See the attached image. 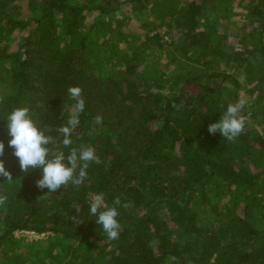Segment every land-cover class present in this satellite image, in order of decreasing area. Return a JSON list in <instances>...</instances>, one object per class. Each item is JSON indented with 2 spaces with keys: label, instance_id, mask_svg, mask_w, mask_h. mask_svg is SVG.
Listing matches in <instances>:
<instances>
[{
  "label": "trees",
  "instance_id": "obj_1",
  "mask_svg": "<svg viewBox=\"0 0 264 264\" xmlns=\"http://www.w3.org/2000/svg\"><path fill=\"white\" fill-rule=\"evenodd\" d=\"M37 1L46 9L22 19L18 0H0V81L9 84V91L0 93L5 144L0 159L13 176L11 182L0 178V194L7 197L0 207V248L17 241L16 231H51L65 249L72 242L83 246L84 264H264V196H258L264 139L245 129L228 141L207 130L227 109L223 94L235 101L236 69L244 63L248 82L260 83L250 94L258 104L264 99V0H247L251 34L240 40L249 44L232 52L220 45V21L210 17L219 10L226 20L232 0H190L184 6L181 0ZM35 2L29 0L31 9ZM123 6L150 14L139 26L144 37L136 31L126 53L118 45L128 39L122 26L130 17L114 22L113 37L107 21ZM91 12L95 19L86 23ZM162 28L178 34L169 45L179 56H172L168 70L159 61L166 43ZM16 39L19 48L9 51L7 43ZM154 48L156 57L146 60ZM229 59L235 62L231 72ZM4 60H11L9 68ZM107 62L117 67L114 75H107ZM144 82L150 88L141 87ZM229 84L233 87L226 89ZM74 86L82 89L85 109L72 147H94L100 162L89 164L79 188L68 184L48 193L36 187L41 169L20 170L8 147L5 119L14 108L28 107L37 124L57 136L56 128L70 115L68 88ZM97 115L101 125L93 124ZM99 193L109 207L116 206V198L130 205L117 206L122 226L117 240H109L88 214L89 195ZM73 204L81 206L79 214ZM138 209L144 214L133 223ZM161 209L168 219L160 218ZM201 212L208 213L207 225ZM149 239L156 240L154 247ZM99 241L110 243V251ZM8 255L3 264L28 262L12 249Z\"/></svg>",
  "mask_w": 264,
  "mask_h": 264
},
{
  "label": "rangeland",
  "instance_id": "obj_2",
  "mask_svg": "<svg viewBox=\"0 0 264 264\" xmlns=\"http://www.w3.org/2000/svg\"><path fill=\"white\" fill-rule=\"evenodd\" d=\"M35 6L31 9L29 7V0H18V4L20 6V18L22 19H33L37 18L39 15H41L42 11L46 9V6L43 5L42 2L34 0ZM80 1V0H75ZM190 0H181V5H186L189 3ZM251 2H248L247 0H232L229 4V16L226 18V20H221V12L219 10H215L211 14V19L213 21H217L219 23L218 29L219 34L221 35L220 38V45L224 48L227 52H232L235 50H242L246 49L249 42L245 40H240L242 36H244L246 33L247 35L251 34L250 32V24H249V5H251ZM264 6V2L262 3ZM258 6H261V3L258 4ZM87 20L86 23H90L93 19H95V12H91L87 14ZM115 18H109L107 21L110 23L111 27L108 28L109 35L113 37L112 29L115 28L114 22L117 19H120L123 15L127 16L130 19H124L123 23V35H125L127 38L125 40H121L119 42V47L126 53L128 48V41L130 38L133 37L134 33L136 31H139L141 35L143 36L142 31L140 30L139 26L146 22L149 17V11L143 10L140 12H131L128 6H123L118 11L114 13ZM204 25V22L201 23V27ZM156 32V30H152L149 32V35H152ZM159 32L163 34L164 40L166 41L163 49L162 54L160 55L159 61L160 66L162 69H170L173 67L175 61L173 59V55L179 56L177 50H174L173 53L171 50V46L169 45L170 41L177 38L178 34L176 33V29H171L169 33H166V29L162 28L159 29ZM95 35V38L100 39L101 34L93 33ZM20 35H17V38ZM144 37V36H143ZM142 37V38H143ZM116 39V37H114ZM141 38V39H142ZM110 39V38H109ZM111 41V40H110ZM250 41V40H249ZM177 44L178 41H177ZM7 48L9 51H15L19 48L17 39L7 43ZM157 49L154 48L152 52H148L145 55L146 60H152L156 56ZM103 55L107 56V53L103 50ZM233 59H229L228 61V71L231 72L235 68ZM2 64L9 68L11 66V60H4L2 61ZM226 64L224 63L223 66ZM219 66H215V68H218ZM142 67H138V77L139 79H142V75L140 74ZM248 68V64L244 63L243 66L238 67L236 69L235 77L237 81L239 82V87L236 86L235 88V101L230 97H227L223 94L221 97L223 100L228 101V103H235L241 98H246L248 103L245 106V109L241 113L246 119L245 129L255 133L257 135H261L264 139V99H262L259 104L257 103L256 99L253 95L250 94V92H255L260 83L254 82H248L247 77L249 74L245 72V69ZM117 67L112 62H107L106 64V72L107 75H114L116 72ZM141 87L147 88L149 87L147 83L144 82V84H141ZM233 87L232 84L227 85L225 88L230 89ZM150 88V87H149ZM165 90V88H164ZM9 91V84L4 81H0V93H5ZM168 93V90L166 91ZM227 97V99H226ZM249 163L250 160H248ZM258 187L260 189L258 196H264V169L261 171L259 180H258ZM225 201V200H224ZM144 214L143 209H138L132 216L131 220L133 223L137 222L141 219L142 215ZM258 211L257 209H254V212L252 213L253 216H257ZM165 216V211L161 209L160 211V218L165 219L167 217ZM168 219V218H167ZM200 221H205L206 225L209 223L210 219L208 216V213H202L200 214ZM261 221H264V216L261 218ZM260 225V221H259ZM261 227H264V225H261ZM145 236L148 237V231L146 230ZM14 237L17 239L16 242H11L8 244H5L0 248V264H3V261L6 260V257H8V254H11V249L14 250L16 253H18L20 256L23 257V259H28L27 264H63L64 261H69L70 264H84L81 262V258L85 257V249L81 245H77L76 243L72 242L71 247H67V249L63 248L62 245H60V240L55 238L53 236V232L46 231L41 234H37L31 231H16L14 233ZM150 244L154 247L156 244L155 239H149ZM99 246L103 248L105 251H110V243L101 242L99 241ZM91 255H93L91 253ZM61 262H59V260ZM86 259V258H85ZM104 259L106 261L109 260V255L105 256ZM97 261H100V258L95 259Z\"/></svg>",
  "mask_w": 264,
  "mask_h": 264
},
{
  "label": "clouds",
  "instance_id": "obj_3",
  "mask_svg": "<svg viewBox=\"0 0 264 264\" xmlns=\"http://www.w3.org/2000/svg\"><path fill=\"white\" fill-rule=\"evenodd\" d=\"M68 94L73 104L69 109L67 122L56 128L57 136L49 134L50 128L38 125L28 107L14 108L5 119L7 134L11 137L8 147L13 149L20 170L27 174L30 170L41 169V178L36 180V187L40 190L46 188L48 193L57 192L68 184L79 188L88 178L89 164L100 162L94 147L86 146L80 149L72 147V137L80 125V115L85 109V100L79 86L69 87ZM247 103L246 98H241L235 103L228 104L220 120L209 124L208 132L213 135L219 132L228 141L239 137L245 130L246 119L241 113ZM102 122L103 118L97 115L93 124L101 125ZM58 137H62V140L58 141ZM66 148L69 149L67 154L64 151ZM4 154L5 144L0 141V157ZM0 178L8 182L13 181L12 173L6 170L2 159H0ZM6 200L7 197L0 194V207L5 205ZM114 204L116 206H107L103 193L90 195L88 214L96 217V223L101 226L109 240L119 239L122 231L117 206L124 208L130 206L128 203L121 204L119 198H116ZM73 209L79 214L81 206L73 204Z\"/></svg>",
  "mask_w": 264,
  "mask_h": 264
},
{
  "label": "built area",
  "instance_id": "obj_4",
  "mask_svg": "<svg viewBox=\"0 0 264 264\" xmlns=\"http://www.w3.org/2000/svg\"><path fill=\"white\" fill-rule=\"evenodd\" d=\"M91 195V194H90ZM90 195H89V197H88V199H89V202H90ZM106 204V203H105Z\"/></svg>",
  "mask_w": 264,
  "mask_h": 264
}]
</instances>
